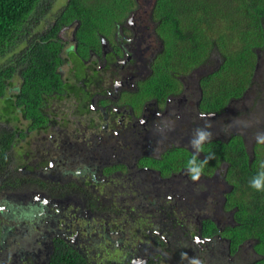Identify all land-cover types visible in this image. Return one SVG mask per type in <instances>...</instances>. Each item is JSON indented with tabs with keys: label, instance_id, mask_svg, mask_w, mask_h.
<instances>
[{
	"label": "flooded vegetation",
	"instance_id": "obj_1",
	"mask_svg": "<svg viewBox=\"0 0 264 264\" xmlns=\"http://www.w3.org/2000/svg\"><path fill=\"white\" fill-rule=\"evenodd\" d=\"M153 1L136 0L107 38L99 36L98 48L77 50L76 25L62 27L63 87L47 99L48 125L30 131L20 111L4 124L25 132L14 148L38 149L35 156L20 151L0 172V264H52L58 245L89 264H164L174 251L191 257L181 264H254L264 257L251 239L231 238L239 224L227 164L214 155L203 164L212 143L229 144L236 135L247 141L235 102L218 113L201 106L200 79L216 69L214 55L188 73L169 72L164 87L144 86L156 78L163 51ZM52 100L71 102V113L54 109ZM197 129L212 134L201 151ZM255 143L264 144L248 148ZM202 164L193 180L190 169ZM96 253L104 257L97 261Z\"/></svg>",
	"mask_w": 264,
	"mask_h": 264
},
{
	"label": "trees",
	"instance_id": "obj_2",
	"mask_svg": "<svg viewBox=\"0 0 264 264\" xmlns=\"http://www.w3.org/2000/svg\"><path fill=\"white\" fill-rule=\"evenodd\" d=\"M153 2L152 16L163 51L156 60V78L145 88L164 87L172 81L169 72L188 73L213 54L219 63L200 79L201 106L218 113L242 99L255 83L264 53V0ZM55 3L61 0H0V59L6 60L0 65V100L5 99L15 78L20 81L14 96L1 100L5 108L0 112V172L5 164L19 160L20 152H15L14 145L17 134L25 136L24 130L8 131L4 124L13 123L16 111H20L30 131L44 130L49 123L47 99L62 92L57 69L63 63L64 44L57 35L59 30L74 24L77 50L83 51L87 45L98 48L99 36L107 38L114 23L137 7L136 0H66L52 14L49 28L42 34L43 21ZM206 151L228 166L227 179L233 184L228 199L237 209L235 220L239 224L231 230L232 240L238 244L251 239L255 251L264 256V192L256 191L249 183L262 179L264 144L248 148L236 135L229 144L212 143ZM56 252L52 264H89L68 246L58 245ZM254 264H264V257Z\"/></svg>",
	"mask_w": 264,
	"mask_h": 264
},
{
	"label": "rangeland",
	"instance_id": "obj_3",
	"mask_svg": "<svg viewBox=\"0 0 264 264\" xmlns=\"http://www.w3.org/2000/svg\"><path fill=\"white\" fill-rule=\"evenodd\" d=\"M151 1V0H150ZM66 0H61V3H65ZM55 3V5L50 8V13H47V19H44L43 21V26H46L47 24L49 25V22L53 19V15L59 8H60V4ZM141 5L143 4V0H140L139 2ZM45 27L43 29H41V31H44ZM40 30V28H39ZM262 56L259 59V64L257 67V71L255 73V78H254V82L251 89L249 90V92L240 100L236 101L235 103H233L231 105V109L235 111V113L237 114L236 117V124L238 125L237 128H240L242 130H244L246 132L247 138H246V143L248 146H250L252 143L258 141L257 139V134L261 133V126H264V53L261 54ZM215 62L217 60V64L219 62V60L213 56ZM6 64V60L4 58L0 59V65H4ZM216 67V66H215ZM214 67V68H215ZM213 67L211 68H206L203 69V72H207V71H211ZM64 71L68 70V66L63 68ZM20 81L18 80V78H15L13 80V86H11L8 91L7 94L5 96V99H1V100H7L8 98L14 96V94H16L18 87H19ZM0 100V101H1ZM51 102H55L56 104H52L54 109H58L62 112H64L67 116L68 114L71 113L72 108H73V104L71 102H64V101H55L52 100ZM5 108V103L4 101L0 102V112L2 113L4 111ZM242 121H239V120ZM56 128L50 130L51 132H53ZM250 134H254L253 137L250 136ZM41 137H39V141ZM35 138H32V140ZM38 140V136L37 139ZM37 146L36 144L31 145V148H29L28 146L26 147H22V145L17 144V146L14 148L15 152H20V151H27L30 150L31 155L35 156L36 155V151H37ZM18 154V153H17ZM17 156V155H16ZM174 251V250H172ZM104 253V252H103ZM96 255V258L95 256ZM92 255L97 261H99V259H102L101 257L104 255L101 253V256L99 253H96ZM104 257V256H103ZM189 259H185L181 256H179L178 254L176 255V252H172V254L168 255L166 258V262L164 264H181V262H190L192 259L191 257H188ZM194 263V262H193ZM195 263L199 264V262L197 260H195Z\"/></svg>",
	"mask_w": 264,
	"mask_h": 264
},
{
	"label": "clouds",
	"instance_id": "obj_4",
	"mask_svg": "<svg viewBox=\"0 0 264 264\" xmlns=\"http://www.w3.org/2000/svg\"><path fill=\"white\" fill-rule=\"evenodd\" d=\"M196 132L199 133V141L197 142L199 147H198L197 151H201L202 148H200V145L204 141L210 139L212 134L210 132L203 130V129H197ZM257 139L261 142H264V133H258ZM190 143L193 145V141H191ZM211 158H212V156L206 157L205 160L203 161V164H207L208 160ZM203 164L198 168H191L190 169V172L195 173L194 175L191 176V178L193 180H198L200 178V174L202 172ZM261 167L264 168V165H261ZM260 175H261L262 179H259V180H253L252 179L249 183H250L251 188L255 189L258 192H264V171H261Z\"/></svg>",
	"mask_w": 264,
	"mask_h": 264
}]
</instances>
